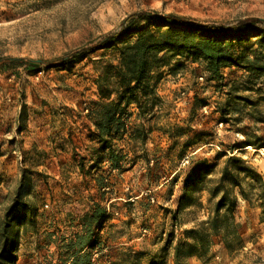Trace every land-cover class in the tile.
Returning <instances> with one entry per match:
<instances>
[{
    "label": "rangeland",
    "instance_id": "obj_1",
    "mask_svg": "<svg viewBox=\"0 0 264 264\" xmlns=\"http://www.w3.org/2000/svg\"><path fill=\"white\" fill-rule=\"evenodd\" d=\"M137 14L232 28L264 21V0H0V226L21 187L36 218L35 227H19L15 264H74L87 247L92 264H132L137 252L139 264L174 263L185 232L208 221L218 201L199 190L175 219L194 167L218 166L207 178L212 188L227 153L264 179V79L250 82L237 66L222 71V82L203 62L163 69L160 102L145 118L129 107L127 131L112 139L119 166L96 154L92 114L115 99L103 100L98 82L119 53L90 50ZM230 100L236 107L221 123ZM235 195L242 242L229 251L215 238L207 261L188 264H264V200L250 205ZM98 208L105 219L87 226Z\"/></svg>",
    "mask_w": 264,
    "mask_h": 264
},
{
    "label": "trees",
    "instance_id": "obj_2",
    "mask_svg": "<svg viewBox=\"0 0 264 264\" xmlns=\"http://www.w3.org/2000/svg\"><path fill=\"white\" fill-rule=\"evenodd\" d=\"M258 25H264V21H244L231 28L195 24L174 14L163 17L153 14L130 16L124 21L120 32L104 37L90 50V53H94L115 49L119 53L118 65L98 82L101 98L111 100L115 95V99L92 114L101 144L96 154L107 152L112 163L119 166L124 157L116 156L112 139L127 131L124 118L129 107L135 105L140 118H145L160 102L157 86L163 77V69H171L170 73L174 74L175 70L185 67V62H203L211 79L218 82L223 80L222 71L233 66L244 69L248 74L246 79L250 82L264 79V30L255 28ZM252 37L260 38L256 44H252ZM245 43L250 47L245 49ZM84 54L77 53L75 59ZM171 62L176 63L174 69L171 68ZM14 63L22 64L24 61L14 60ZM111 84H114L112 90ZM230 88L232 95L234 90ZM234 103L235 100H230L227 110H219L221 123L225 122L227 112L236 107ZM230 152L235 154L232 149ZM221 157L226 158V161L214 187L207 188V185L213 184L207 178L218 166L207 161L194 167L185 183L184 194L174 213L175 219L193 205L194 194L199 190L209 191L211 200L218 201L208 221L185 232L187 242H180L174 249L175 264H188L187 260L191 258L207 261L215 238H219L229 251H234L242 242L240 224L235 217L238 208L235 194L238 193L250 205H254V200H264L263 177L235 155L230 157L227 153H221ZM96 164L94 162L92 168ZM25 196L27 193L21 187L15 203L1 223L0 264L16 263L19 227L36 226L35 211L24 202ZM105 216V211L98 208L84 221L92 227L105 219ZM83 251L74 256V264H92L90 256H78ZM137 255L132 264H139L142 254L137 252Z\"/></svg>",
    "mask_w": 264,
    "mask_h": 264
},
{
    "label": "crops",
    "instance_id": "obj_3",
    "mask_svg": "<svg viewBox=\"0 0 264 264\" xmlns=\"http://www.w3.org/2000/svg\"><path fill=\"white\" fill-rule=\"evenodd\" d=\"M88 248V247H87ZM87 248L84 249L83 252H81V254H79L78 256H83L85 253H86V250ZM72 260H74V257L72 258ZM169 264H174L173 261L171 260V262H169ZM225 264H233V263H230L229 260H226V263Z\"/></svg>",
    "mask_w": 264,
    "mask_h": 264
}]
</instances>
